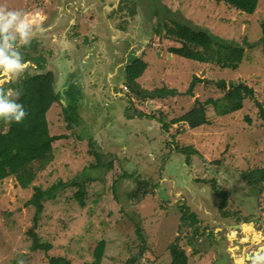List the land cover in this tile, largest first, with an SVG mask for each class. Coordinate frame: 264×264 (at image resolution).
I'll list each match as a JSON object with an SVG mask.
<instances>
[{
  "label": "rangeland",
  "instance_id": "374dc122",
  "mask_svg": "<svg viewBox=\"0 0 264 264\" xmlns=\"http://www.w3.org/2000/svg\"><path fill=\"white\" fill-rule=\"evenodd\" d=\"M0 5L27 13L34 28L45 30L20 49L23 57L30 55L29 69L19 81H5L4 89L17 90L26 74L52 72L54 91L61 95L46 113L50 136L57 137L49 163H30L0 183V264H47L50 256L84 264L102 240L103 264H127L133 257H139L135 264H171L174 243L186 251L188 264H241L233 257L264 264V253L261 260L244 259L243 253L258 254L264 246V181L256 185L245 176L264 169V0L253 14L221 0H0ZM166 13L173 14L170 21L238 43L230 56L241 58L239 68L171 58V49L181 44L168 36L160 19ZM136 60L148 65L138 87L126 78ZM108 71L116 73L108 78ZM195 76L202 81L186 97ZM220 80L227 89L246 85L254 95L226 115L207 106L208 122L199 127L174 123L183 114L181 100L193 108L224 97ZM161 89L176 90L178 97L161 98L156 110L138 94ZM121 91L124 96L115 99L106 94ZM141 111L153 117L137 115ZM4 125L0 122L2 133L8 130ZM186 148L192 151L183 152ZM57 185L50 197L46 193L36 224L37 207L29 201ZM237 225H248L247 234L254 231L261 241L241 229L249 242L228 239ZM32 230L40 243L51 244L48 250L31 249Z\"/></svg>",
  "mask_w": 264,
  "mask_h": 264
},
{
  "label": "trees",
  "instance_id": "16d2710c",
  "mask_svg": "<svg viewBox=\"0 0 264 264\" xmlns=\"http://www.w3.org/2000/svg\"><path fill=\"white\" fill-rule=\"evenodd\" d=\"M221 1L247 14H253L259 3V0ZM170 12L171 11L167 10V13ZM157 13L158 12H155V15H157ZM167 13L165 17L162 16L160 19L164 22V26L169 33L168 36L174 38L181 44L180 47H173L171 53L189 60L217 65L222 69L230 68L236 70L239 68L241 58L230 56V53L235 47H241L238 43L223 39L206 28L194 27L184 22H179V20L176 21L172 19L170 21V17H173V14H170L168 18ZM262 42L264 52V37ZM24 59L30 61V55H26ZM37 59L43 61L42 58ZM147 67V63L142 60H136L133 65L128 66L127 77L129 82L134 84L135 87H138L137 79L144 74ZM54 81L53 73L48 72L40 75L26 74L18 84L16 89L21 91L18 103L24 106L27 116L22 123L17 124L13 122L11 124H5L8 126V130L5 133H2L0 130V183L30 163L33 164L38 162L40 163L39 165L45 167L51 160L53 154L52 141L56 140L57 137L50 136L46 113L52 104L60 98L59 93L54 91ZM201 81L202 79L195 76L188 89V93L185 94L193 96V89L196 84ZM217 85L221 89L227 91L224 97L218 100L209 99L203 103L202 106L193 107L185 116L175 119L174 123L183 119L185 122L189 123L191 128L199 127L208 122L205 112L207 106L212 105L215 107L218 114L226 115L242 109L246 96L254 95V90L252 88L241 85L240 83L233 84V87L229 89H227V83L224 80L218 81ZM152 93V97L161 96L164 98L175 96L177 91L161 89ZM70 106L69 104V107ZM260 117L264 124L263 105H260ZM0 122L2 123V121ZM2 127L3 124L1 128ZM165 127L168 128V124H165ZM182 151L189 152L192 151V148L182 149ZM245 176L250 179V182L257 185L264 181V169L245 173ZM59 186L60 185L53 187L50 192L42 193L38 191L29 201L30 204H34L37 207V215L34 217L36 224L38 222V215L44 207L43 200L47 197L46 193H48L50 197L51 192H55ZM80 195L81 192L78 193L79 197H81ZM193 222H195V219H193ZM33 232L34 230H32L30 234H33ZM33 235L35 236V242L31 247L32 250H37L39 248L48 250L51 247L50 243H40L37 235H35V233ZM170 250L172 255L171 264H188L189 256L179 244L174 243L171 245ZM106 251L107 242L102 240L94 250L93 259L84 264H103ZM138 260L139 257H133L127 261V264H135ZM47 264H72V261L65 256H50Z\"/></svg>",
  "mask_w": 264,
  "mask_h": 264
},
{
  "label": "clouds",
  "instance_id": "9594fccd",
  "mask_svg": "<svg viewBox=\"0 0 264 264\" xmlns=\"http://www.w3.org/2000/svg\"><path fill=\"white\" fill-rule=\"evenodd\" d=\"M37 31L45 30L29 21L28 14L21 10H9L0 5V121L5 124H19L24 121L27 112L17 100L21 91L4 89L5 81H19L30 66L20 49L29 47Z\"/></svg>",
  "mask_w": 264,
  "mask_h": 264
},
{
  "label": "crops",
  "instance_id": "0c3cea01",
  "mask_svg": "<svg viewBox=\"0 0 264 264\" xmlns=\"http://www.w3.org/2000/svg\"><path fill=\"white\" fill-rule=\"evenodd\" d=\"M96 48V47H95ZM88 51H93L94 50V47L93 48H91V49H87ZM95 51V50H94ZM175 57V54H170V57L171 58H174ZM33 60H35L37 63L38 62H41V61H39L38 59H35V58H33ZM106 62H109V60H106ZM100 65V64H99ZM40 67V66H39ZM38 67V68H39ZM148 69V68H147ZM96 70H97V73H102L101 71L100 72H98V70H99V68H96ZM101 70V69H100ZM148 70H145V72H147ZM144 72V73H145ZM116 72L114 71V72H111V71H108V78H111L114 74H115ZM144 75V74H143ZM143 75L141 76V77H143ZM101 76H103V74H101ZM141 77H139V78H141ZM126 78H127V74H126ZM143 79H147V76L145 75L144 77H143ZM106 94H109V96L110 95H112L113 97H114V99L116 98V97H122V96H124V94L125 93H123V91H121V92H119V93H106ZM139 95H141V97L142 98H149L150 99V101H148V103H149V105L152 107V110H156L157 109V107H155V106H157V103H158V100H162L161 98V96H154V97H152L151 95H153V93H138ZM180 95H182V94H179V96ZM127 96L129 97V95L127 94ZM184 96H188L189 97V95H186L185 93H184ZM177 98L178 96H177V94L175 95V96H171V98ZM165 98V97H164ZM60 99H58L57 101H59ZM107 101V100H106ZM187 101H188V99H183V100H181V104L183 105V111H182V115L181 116H179V118L180 117H182V116H185L189 111H191L193 108L192 107H186L184 104H186L187 103ZM190 103V102H189ZM68 105L69 104H67V107H68ZM66 107V106H65ZM136 108H140L139 110H144L140 105L137 107V105H136ZM186 108H189L188 109V111H187V113L186 114H184V110L186 109ZM142 111L140 112V113H138L137 112V115H142V116H148V117H150V118H152L153 116L152 115H148V114H145V113H142ZM126 117H132L131 116V114L130 115H125ZM135 117V116H134ZM178 118V119H179ZM174 121V120H173ZM178 122H182V123H186L185 125L187 126V127H190V125H189V123L188 122H185L183 119L182 120H178ZM191 128V127H190ZM243 253H245V252H243ZM246 254V253H245ZM244 254V255H245ZM247 256H248V254H246Z\"/></svg>",
  "mask_w": 264,
  "mask_h": 264
},
{
  "label": "flooded vegetation",
  "instance_id": "af4514ba",
  "mask_svg": "<svg viewBox=\"0 0 264 264\" xmlns=\"http://www.w3.org/2000/svg\"><path fill=\"white\" fill-rule=\"evenodd\" d=\"M100 69H102V68H99V70H98V72H102L103 73V69L102 70H100ZM59 97L61 98V95L59 94ZM59 98V99H60ZM256 224H257V222L259 223V220L258 219H256ZM253 224V222H250V225H252ZM254 227V226H253ZM241 228L240 227H238V229H237V232H235L234 234H232V235H228V239L230 238V237H233V239H235V242H241V240H245L246 238L245 237H243V232L240 230ZM240 232H241V235H239L240 234ZM245 238V239H244ZM261 238V237H260ZM242 245H245L246 246V244H243V243H241ZM241 244H239V245H241ZM241 245V246H242ZM250 245V244H249ZM259 247H257V249H258ZM260 248H262L261 250H260V253H259V255H260V260L261 259H263V257H261V255L264 253V246H262V247H260ZM241 249H242V247L240 248L239 247V250H237V251H241ZM236 251V252H237ZM246 254H248V256L245 254V258L244 259H250L251 257L252 258H254V257H257L256 256V254H257V251H253V252H251V253H248V252H245ZM232 256H234V254H232ZM232 256H231V258H232ZM258 258V257H257ZM233 259H234V262L236 261L237 262V259L235 258V257H233ZM264 260V259H263ZM245 261H247V260H245ZM243 262V263H241V264H248V263H246V262ZM253 261V260H252ZM249 262V261H248ZM251 262V261H250Z\"/></svg>",
  "mask_w": 264,
  "mask_h": 264
},
{
  "label": "water",
  "instance_id": "95a60500",
  "mask_svg": "<svg viewBox=\"0 0 264 264\" xmlns=\"http://www.w3.org/2000/svg\"><path fill=\"white\" fill-rule=\"evenodd\" d=\"M232 85H233V83H232ZM244 226H247L248 227V225H244ZM237 227H240L241 229H242V231H243V229H244V227H242V226H240V225H237ZM250 227V226H249ZM251 228V227H250ZM254 231H252V233H253ZM244 235L245 236H253L252 234H246L245 232H244ZM262 237H264V235H261ZM254 237V236H253ZM231 238V237H230ZM243 242H249V239L248 238H246L245 240H242ZM257 241H261V239H260V237L259 238H257ZM238 249H239V247H238ZM256 256L259 258L260 257V255H259V253L258 254H256Z\"/></svg>",
  "mask_w": 264,
  "mask_h": 264
},
{
  "label": "bare ground",
  "instance_id": "6f19581e",
  "mask_svg": "<svg viewBox=\"0 0 264 264\" xmlns=\"http://www.w3.org/2000/svg\"><path fill=\"white\" fill-rule=\"evenodd\" d=\"M243 231H245L246 232V234L248 233V231L246 230V227L244 226V230ZM249 234H252L254 237V239L255 240H257V238H258V233H249ZM233 238V237H232ZM251 252V251H250ZM241 258V257H240ZM244 258V257H243ZM252 260V259H251ZM237 261H238V263H242L243 261H242V259H237ZM247 263V262H246ZM257 263V262H256ZM260 263V262H259Z\"/></svg>",
  "mask_w": 264,
  "mask_h": 264
}]
</instances>
